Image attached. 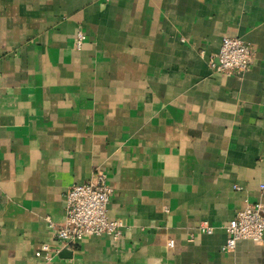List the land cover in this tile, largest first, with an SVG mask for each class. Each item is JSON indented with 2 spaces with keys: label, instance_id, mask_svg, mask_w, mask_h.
Masks as SVG:
<instances>
[{
  "label": "crops",
  "instance_id": "0c3cea01",
  "mask_svg": "<svg viewBox=\"0 0 264 264\" xmlns=\"http://www.w3.org/2000/svg\"><path fill=\"white\" fill-rule=\"evenodd\" d=\"M224 36L253 49L241 75L211 66ZM98 171L121 235L61 247ZM260 201L264 0H0V264H264V235L221 249Z\"/></svg>",
  "mask_w": 264,
  "mask_h": 264
},
{
  "label": "built area",
  "instance_id": "2783aa9c",
  "mask_svg": "<svg viewBox=\"0 0 264 264\" xmlns=\"http://www.w3.org/2000/svg\"><path fill=\"white\" fill-rule=\"evenodd\" d=\"M82 39L83 34L78 31L75 36L77 49L81 47ZM252 61L253 49L248 42L236 36H224L211 66L216 72L241 75L250 68ZM112 191L106 174L100 171L95 173L91 181L74 184L68 188L65 193L64 219L59 226L54 227L56 239L61 247H71L86 236L106 234L114 241L119 238L122 222L108 216ZM224 228L227 239L221 247L223 251L233 249L241 239L260 243L264 235V202L247 205L238 211ZM200 230L205 233L212 232L206 222H203ZM35 255L47 261L52 259L48 246L36 251Z\"/></svg>",
  "mask_w": 264,
  "mask_h": 264
}]
</instances>
